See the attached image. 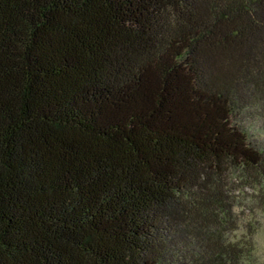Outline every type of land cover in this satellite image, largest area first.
Masks as SVG:
<instances>
[{"label":"trees","instance_id":"trees-1","mask_svg":"<svg viewBox=\"0 0 264 264\" xmlns=\"http://www.w3.org/2000/svg\"><path fill=\"white\" fill-rule=\"evenodd\" d=\"M254 103L264 0H0V264H243Z\"/></svg>","mask_w":264,"mask_h":264},{"label":"rangeland","instance_id":"rangeland-1","mask_svg":"<svg viewBox=\"0 0 264 264\" xmlns=\"http://www.w3.org/2000/svg\"><path fill=\"white\" fill-rule=\"evenodd\" d=\"M238 123L248 140L264 154V106L252 104L242 111ZM253 170L231 168L227 179L234 200L236 239H248L253 249L243 264H264V183Z\"/></svg>","mask_w":264,"mask_h":264}]
</instances>
